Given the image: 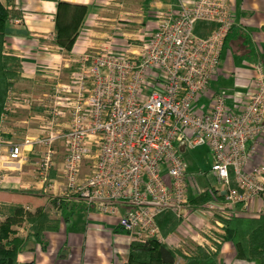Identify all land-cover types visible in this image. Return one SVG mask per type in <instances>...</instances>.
<instances>
[{
	"label": "built area",
	"instance_id": "built-area-1",
	"mask_svg": "<svg viewBox=\"0 0 264 264\" xmlns=\"http://www.w3.org/2000/svg\"><path fill=\"white\" fill-rule=\"evenodd\" d=\"M201 22L216 29L199 36L195 30ZM233 26L229 0H197L177 14L160 13L150 39L125 55L109 45L83 56L68 82L56 80L46 95L39 134L1 155L0 173L19 170L24 149L38 147L36 171L45 187L62 148L64 196L116 218L134 241L161 242L157 218L164 213L181 222L197 215L207 221L199 228L200 245L216 252L224 220L264 216V165L253 172L246 168L248 143L264 134L262 64L254 65V88L241 107L231 108L224 95H216L206 111L197 110ZM11 101L9 93L5 110ZM17 102L36 104L29 97ZM206 146L221 189L200 188L187 171L183 151ZM207 190L209 200L193 205L192 198ZM255 201L260 206L252 213Z\"/></svg>",
	"mask_w": 264,
	"mask_h": 264
},
{
	"label": "crops",
	"instance_id": "crops-1",
	"mask_svg": "<svg viewBox=\"0 0 264 264\" xmlns=\"http://www.w3.org/2000/svg\"><path fill=\"white\" fill-rule=\"evenodd\" d=\"M62 1L88 7V13L70 51L56 43V2L0 0V4L21 14V17L8 22L4 42V54L18 58L21 71L20 78L13 82L10 91L12 101L2 116L1 131L4 137L1 140V155L6 154L11 145L21 144L26 137L39 134L45 105L49 102L46 95L56 80L68 82L77 71L83 56L95 55L99 48L109 45H112L114 53L125 55L130 49L135 50L150 39L158 28L160 13L177 14L182 6L192 5L197 0ZM229 1L234 12V26L224 45L220 68L206 93L199 98V112L206 111L216 95H224L231 108L241 107L246 95L254 88V65L260 63L264 68V0ZM25 97L34 98L36 104L28 107L17 102ZM247 148L249 158L246 168L253 172L264 165V134L256 142L248 143ZM63 154L60 148L56 169L51 171L45 187L39 182L36 171L41 157V149L38 147L24 149L19 170L0 173V208L20 205L28 212H35L37 208L43 207L51 218L61 220L57 231L44 234L43 239L47 243L45 249L31 235L26 222L14 227L15 235L24 240L18 262L128 264L134 240L118 226L117 219L101 215L89 209L85 203L64 196L63 181L59 176ZM209 186L221 189L209 183L204 188ZM59 199L65 203L64 211L54 202ZM195 199L193 197L192 201ZM259 206V202L255 201L252 213ZM63 213L65 218L62 217ZM3 220L0 215V221ZM206 224V220L191 215L188 222H180L166 235L160 230L161 242L177 253L175 264H255L240 258L231 241H222L217 261L193 259L198 248L210 251L199 243V228Z\"/></svg>",
	"mask_w": 264,
	"mask_h": 264
},
{
	"label": "trees",
	"instance_id": "trees-1",
	"mask_svg": "<svg viewBox=\"0 0 264 264\" xmlns=\"http://www.w3.org/2000/svg\"><path fill=\"white\" fill-rule=\"evenodd\" d=\"M52 1L57 4L56 43L70 51L76 41L78 30L88 13V7L72 5L62 0ZM19 17H21L19 12L0 4V155L1 140L4 137L1 131L2 116L5 113L13 82L20 78L21 71L18 58L4 54V42L8 22ZM215 29V24L201 22L196 26L195 32L199 36L206 37ZM228 38L229 35L224 45ZM231 185L236 186L233 174H231ZM209 198L210 193L207 190L192 202L202 203ZM54 202L59 204L64 211L65 203L62 199ZM0 215L4 218L3 221H0V264H20L18 255L23 248L24 240L15 235L14 227L26 222L29 225L31 235L45 249L47 243L43 239L44 234L57 231L61 223L60 219L51 218L43 207L37 208L35 212H28L20 205L4 206L0 208ZM62 217L65 218L64 213ZM157 222L163 235H166L173 231L181 221L172 212H167L160 215ZM223 222L225 233L221 236L222 241L233 242L240 258L255 264H264V216L233 217ZM218 254L219 246H217L215 253L198 248L193 259L214 262L217 261ZM176 259L177 253L175 251L158 239L151 238L145 241L132 242L128 264H175Z\"/></svg>",
	"mask_w": 264,
	"mask_h": 264
},
{
	"label": "rangeland",
	"instance_id": "rangeland-1",
	"mask_svg": "<svg viewBox=\"0 0 264 264\" xmlns=\"http://www.w3.org/2000/svg\"><path fill=\"white\" fill-rule=\"evenodd\" d=\"M188 173L192 174L200 188H204L209 184L216 187H221L216 178L211 173V167L213 165V158L209 147H200L192 151H186L183 156ZM62 160V157L61 159ZM62 162V161H61ZM91 164H87L84 167V172H89ZM220 235V234H219ZM188 248L187 250H189ZM191 253V251H190Z\"/></svg>",
	"mask_w": 264,
	"mask_h": 264
}]
</instances>
